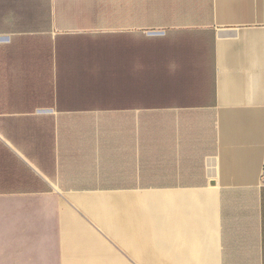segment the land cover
<instances>
[{
	"label": "crops",
	"instance_id": "obj_1",
	"mask_svg": "<svg viewBox=\"0 0 264 264\" xmlns=\"http://www.w3.org/2000/svg\"><path fill=\"white\" fill-rule=\"evenodd\" d=\"M0 264H264V0H0Z\"/></svg>",
	"mask_w": 264,
	"mask_h": 264
}]
</instances>
